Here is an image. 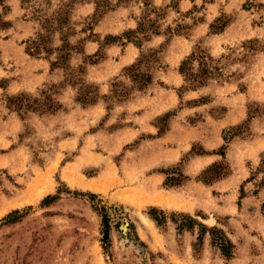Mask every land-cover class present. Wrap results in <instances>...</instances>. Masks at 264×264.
I'll return each mask as SVG.
<instances>
[{
    "label": "rangeland",
    "instance_id": "1",
    "mask_svg": "<svg viewBox=\"0 0 264 264\" xmlns=\"http://www.w3.org/2000/svg\"><path fill=\"white\" fill-rule=\"evenodd\" d=\"M145 2L0 0V264H264V175L254 174L264 164V0ZM144 15L158 34L142 53L124 33ZM221 20L222 31L212 32ZM39 34L50 54L26 51ZM64 42L68 56L52 67ZM198 49L212 56L214 75L186 90L178 66ZM153 51L156 62L138 66L152 75L140 91L147 97L119 118L114 104L138 92L135 71L124 67ZM96 53L102 58L89 63ZM88 67L105 91L91 108L76 101L98 89ZM231 105L243 118L224 126L217 118ZM224 138L230 173L206 184L201 173L222 160L212 152ZM47 195L56 199L43 204ZM92 204L110 221L107 252ZM150 207L165 212L166 225L149 217ZM172 212L179 222L183 213L221 228L233 257L225 260L207 233L199 243L197 226L178 234Z\"/></svg>",
    "mask_w": 264,
    "mask_h": 264
},
{
    "label": "trees",
    "instance_id": "2",
    "mask_svg": "<svg viewBox=\"0 0 264 264\" xmlns=\"http://www.w3.org/2000/svg\"><path fill=\"white\" fill-rule=\"evenodd\" d=\"M121 1V0H119ZM145 5H149L150 3L148 0H146ZM150 10V9H148ZM151 11V10H150ZM221 23L219 26H214L212 24V27H215L217 30H213L212 32H220L222 31L221 29L227 24V20H221ZM219 29V30H218ZM150 34H158V24H156V21L151 20L148 18V15H144L140 18L138 21L137 27L132 30H128L124 35H126L127 39L130 41H133L134 44L140 49V51L143 53L141 45L143 41L149 40ZM38 41L39 44L35 46H27L26 51L31 54H39V50H44L46 54H50L52 51V48L46 43H48V37L47 35L44 34H39L38 35ZM111 43V42H110ZM68 50H69V44L67 42L62 43V45L58 48L59 56L58 59L55 61L51 62L52 67L55 66L57 63H62L68 56ZM33 51V52H32ZM156 52L153 51L151 52L150 56L151 60L146 59V55H142L137 59V62L135 64H132L130 66L124 67L123 70H126L127 68L133 69L135 71V79H132L136 83H138L136 90L138 91H143L147 88L152 83V75L150 72H140L138 69L139 62H156ZM94 57L98 58H90L91 64L97 63L99 59L102 58L98 53L94 55ZM197 59L198 65L196 68L192 66L193 60ZM213 60L212 56L205 52L202 49H198L196 52L190 53L188 56H186L184 59L181 60L179 66H178V72L183 76L184 80V85L181 88H184L186 90H195L198 89L199 87H202L206 85L208 80L213 78V67L210 65V62ZM81 74L84 72L80 70ZM85 74V73H84ZM84 80V79H83ZM85 82V80H84ZM86 83V82H85ZM97 89V88H96ZM100 94L98 93V89L96 91V94L93 98H85L82 97L77 98L76 101L80 102L83 105H91L96 103L97 98H99ZM128 95H122V100L128 99ZM192 105H197L195 102ZM61 107H55L52 110H58ZM168 113H166L167 115ZM164 115V116H166ZM163 116V117H164ZM168 118V117H166ZM165 130H159L158 134L161 135L163 134ZM225 143L221 147L220 151H213L212 154H219L222 157L221 161H218L216 163H213L209 167H207L202 173L200 180L203 181L206 184H212L213 182L220 180L227 176L230 173V170L225 162V154L224 150L226 149V144L227 140L224 138ZM195 154H205V152H194ZM261 172L264 175V164L261 165L255 172L259 173ZM184 180H189L188 176H183ZM247 182V180H246ZM181 182L178 183H172L168 184L167 182L164 183L163 186L166 187H174V186H180ZM264 186V179L260 183V187ZM257 191L254 193L256 194ZM90 197H95L93 194H88ZM244 197V191H243V184L240 186V195L238 197V205L239 200ZM91 198V199H92ZM56 199V196H50L47 195L44 197L42 200L43 204H48L51 201H54ZM92 207L94 210L98 211L100 217H101V242L103 243V247L108 251V247L111 244L110 240V221L109 218L105 212L104 206H97L93 205ZM148 215L149 217L158 225V226H164L167 224V218L168 216L165 214L163 210H158L155 207H150L148 209ZM18 215V210H13L12 212L8 213L6 218L8 221H15L16 218H13L14 216L16 217ZM181 217V221L179 222L175 216L176 213L172 212L170 220L173 224H175V228L177 230L178 234H181L183 231H190L192 232L194 230V227L197 226L199 228L198 233H197V239L198 242L202 244L203 238L205 234H209L210 236V243L211 245L217 247L220 251V254L224 257L225 260H229L233 257L234 255V249H235V244L229 239V237L224 233V231L221 228H217L215 226L212 227H207L203 223L198 222L195 218H193L191 215L183 214V213H178ZM12 219V220H10Z\"/></svg>",
    "mask_w": 264,
    "mask_h": 264
},
{
    "label": "crops",
    "instance_id": "3",
    "mask_svg": "<svg viewBox=\"0 0 264 264\" xmlns=\"http://www.w3.org/2000/svg\"><path fill=\"white\" fill-rule=\"evenodd\" d=\"M125 56H127V52L126 51H124L123 52V54L121 55V58H123V57H125ZM129 64V62H127V63H122L120 66H119V68H120V70L124 67V66H126V65H128ZM88 71H89V67L87 68V70H86V77H87V81H90V82H93V83H96L97 85H98V91L100 92V93H105V91L104 90H102L103 88V83H98V82H96L95 80H93V79H91V78H89V73H88ZM65 91V90H64ZM64 91H63V93H64ZM66 92V91H65ZM63 93H61L62 95H63ZM58 95L59 96V99H60V101H62L63 102V100H62V95ZM62 96V97H61ZM147 97V93L146 92H140V91H138V92H136V93H134V94H132V96L130 97V98H128V99H126V100H122V101H117L115 104H114V106H113V108L111 109V112L112 113H114L116 116H118L119 118H121V116H124L125 115V113H128V111H129V107H130V105H132V104H137L141 99H145ZM209 103H211V101L209 102ZM213 103H216V101L214 100L213 101ZM205 104V103H204ZM97 105V103H94L93 105H89V107L88 108H91V107H94V106H96ZM199 107V105H190V106H186V107H183L182 109H180V112L182 111V110H191V109H196V108H198ZM163 112V111H162ZM162 112H159V113H157V114H155V115H159L160 113H162ZM135 114V116H141V115H139L138 113H134ZM154 115V116H155ZM242 118H243V109L238 105V107H233L232 105L231 106H229L225 111H224V113H223V115L222 116H220V117H218L217 118V121L218 122H222V123H224L223 125L224 126H230V125H233V124H235V123H238L240 120H242ZM126 126H124V127H120L121 129L122 128H125ZM166 134L164 133V134H162V135H160V136H156V137H154V139H162L164 136H165Z\"/></svg>",
    "mask_w": 264,
    "mask_h": 264
},
{
    "label": "bare ground",
    "instance_id": "4",
    "mask_svg": "<svg viewBox=\"0 0 264 264\" xmlns=\"http://www.w3.org/2000/svg\"><path fill=\"white\" fill-rule=\"evenodd\" d=\"M98 184H99V183H98ZM99 185H100V184H99ZM85 187H91V188H93V189H94V188H97V187H94V186H93V185H91V184H86V186H85ZM82 188H83V187H82ZM91 188H90V189H91ZM98 189H99V188H98Z\"/></svg>",
    "mask_w": 264,
    "mask_h": 264
}]
</instances>
